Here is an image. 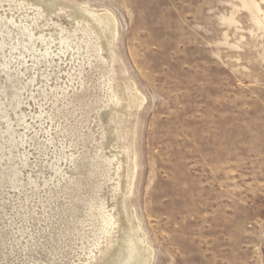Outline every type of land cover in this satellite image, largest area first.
<instances>
[{
    "label": "rangeland",
    "instance_id": "rangeland-1",
    "mask_svg": "<svg viewBox=\"0 0 264 264\" xmlns=\"http://www.w3.org/2000/svg\"><path fill=\"white\" fill-rule=\"evenodd\" d=\"M130 234L264 264V0H0V264Z\"/></svg>",
    "mask_w": 264,
    "mask_h": 264
},
{
    "label": "bare ground",
    "instance_id": "bare-ground-1",
    "mask_svg": "<svg viewBox=\"0 0 264 264\" xmlns=\"http://www.w3.org/2000/svg\"><path fill=\"white\" fill-rule=\"evenodd\" d=\"M84 11H85V16H82V17H84L83 21L79 20V22L82 21L81 23L93 24V25L94 24L95 25L105 24L106 26L108 25V27L110 26L109 28H111L110 24H113V21L109 15H103V14L100 15L93 10L92 11L91 10H84ZM131 94H133V93H131ZM137 98H139V97H137ZM137 98H136V100H137ZM131 99L133 100L132 97H131ZM132 102H134V101H132ZM133 231H135V229ZM126 233H128V232H126ZM136 233H135V235H136ZM121 237H122V235H121ZM142 238L143 237L141 235L132 237V234H130V236L123 237V239L121 238L122 240L120 242L118 240V244H116L117 246H115L114 254L111 256L109 253L111 258L106 262H108V264H152L151 263V261H152V254L151 253L152 252H151V250H149L150 248H147L146 246H144L145 244L143 243Z\"/></svg>",
    "mask_w": 264,
    "mask_h": 264
}]
</instances>
